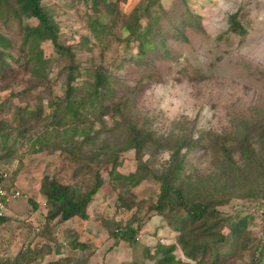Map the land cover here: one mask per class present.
Here are the masks:
<instances>
[{
    "label": "rangeland",
    "instance_id": "374dc122",
    "mask_svg": "<svg viewBox=\"0 0 264 264\" xmlns=\"http://www.w3.org/2000/svg\"><path fill=\"white\" fill-rule=\"evenodd\" d=\"M150 1L104 0L107 7L92 0H42V4L58 25L60 44L70 46L74 53L76 81L89 78L95 68L104 69L110 76L111 100L102 108H86L79 113L78 125L90 127V134L102 126L92 144L80 150L99 149L106 156L117 149L116 172H134V153L119 149L124 130L115 124L119 117L110 107L113 102L125 101V113L137 126L158 136L188 134L198 138L183 156V175L195 178L213 168L206 132L222 134L233 130L239 118L252 121L264 116V0H155L148 16L142 8ZM137 6L140 28H156L152 47L142 57L137 54L136 40L125 39L127 30L121 27L122 20ZM91 21L102 24V31L93 33L88 26ZM234 23L241 33L230 29ZM34 24L33 18L0 23L1 32L10 41V46L3 48L5 63L0 68V134L5 133L7 138L5 143L0 142V183L22 194L8 203L5 214L9 219L0 224V262L154 264L146 257V248L151 252L156 241L168 243L174 236L157 217L144 222L130 245L115 240L112 231L115 222L124 224L133 213L143 219L151 212L148 206L155 199L157 184L142 179L136 185L120 187L115 180L112 189L107 183L108 163L99 162L97 167L90 163L92 170H83L85 158L80 150L69 147L64 152L45 133L53 126L68 129L74 123L65 117L63 126L54 125L52 109L56 105L51 103H58L64 96L66 69L62 67L70 59L65 53H57L49 41H43L39 48L46 61L45 76H33L20 43L24 27ZM41 133L45 138L40 139L42 148L38 149L35 140ZM74 138L80 139L77 135ZM72 155L77 158L72 159ZM233 158L239 160L237 153ZM167 159L165 150L142 153V160L151 168L161 167ZM95 168L100 171L102 190L89 203L87 220H47L39 191L42 176L75 182L85 189L93 181ZM118 193L131 203V209L120 206ZM215 208L233 219L246 216L247 235L253 241L264 240V197L226 196ZM227 230L222 228L224 233ZM32 248L45 253L33 255ZM235 249L223 248L226 254L221 264L247 261V254ZM174 255L183 259L178 249Z\"/></svg>",
    "mask_w": 264,
    "mask_h": 264
},
{
    "label": "trees",
    "instance_id": "16d2710c",
    "mask_svg": "<svg viewBox=\"0 0 264 264\" xmlns=\"http://www.w3.org/2000/svg\"><path fill=\"white\" fill-rule=\"evenodd\" d=\"M102 3L107 7L104 0H92L93 4ZM155 0L145 2L142 12L150 15V8ZM127 19H123L121 27L127 30L125 39L133 37L136 40L137 54L142 57L151 49L152 38L156 28L145 31L138 24L135 9ZM231 16L230 18H232ZM21 18H33L36 24L25 26L21 34L20 49L24 53V62L30 73L35 77L45 76L46 61L42 56L39 44L49 41L59 54L65 53L69 57L64 72V96L52 109L53 124L64 125V118L74 120L67 129L52 127L48 133L55 145L62 151H69V147L80 150L84 145H91L94 137H97L99 129H94L90 134V127L79 126L80 111L86 108L99 109L105 106V101L111 100L113 89L110 85V76L104 69L95 68L88 74L87 79L77 82L78 67L74 63V53L68 45H62L58 39V25L51 16V11L42 4V0H0V23L19 21ZM156 18H153L155 20ZM233 19V18H232ZM232 19H229L230 23ZM93 33H99L104 28L96 21L88 22ZM95 23V24H94ZM233 31L241 33L240 26L234 23ZM238 27V28H237ZM100 28V29H99ZM10 46V41L0 30V68L4 65L3 48ZM24 47V50H23ZM61 68V69H62ZM50 103V104H51ZM61 105V110L58 106ZM125 101L113 102L110 107L118 115L119 120L115 124L124 130L123 146L121 151L132 150L136 160L134 172L127 175L116 172L119 164L117 149L111 150L106 156L99 149L80 150L85 164L83 170H92L89 166L93 163L96 167L101 163L110 165L107 174V183L114 189L115 180L118 185L133 186L142 179H150L157 184V194L153 203L148 206L151 211L143 219L134 216V213L124 224L115 222L112 236L115 240H121L126 244H132L137 234L141 231L144 222L151 217H157L161 224L169 227L174 233L173 239L168 243L156 241L151 252L146 248V257L154 264H221L224 261L226 251L224 247L246 253L248 256L244 264H264V240L253 241L246 231V216L237 217L222 216L215 207L223 197L233 196L238 198L264 197V116L256 120L237 119L236 126L222 134L206 132L208 137L207 146L212 151V169L205 175L194 177L183 175L184 153L197 143L188 134H180L173 137L155 135L151 130L137 126L125 113ZM41 109H38L39 116ZM100 121V120H99ZM76 122V123H75ZM102 122V121H101ZM1 125V123H0ZM69 130V132H68ZM77 135L80 139H75ZM44 133L36 137L35 142L42 148L40 139H44ZM58 138L57 140H55ZM7 141L6 135L0 134V142ZM252 144H255L253 146ZM183 149V150H182ZM158 150L168 152V159L159 168H151L145 160H142L143 151L154 154ZM237 153V159L233 158ZM99 155V157H98ZM100 155H103L100 158ZM77 155H72L76 159ZM100 171L95 168L92 183L83 189L75 182L63 183L55 177L43 175L40 180L39 191L44 197L45 217L47 220L56 219L63 222L73 217L87 220L86 209L93 196L102 190ZM1 184V183H0ZM5 186V185H4ZM6 187V186H5ZM8 188V187H7ZM117 199L120 206L131 209L130 202L123 199V194L118 193ZM34 209L36 204L30 201ZM236 217V215H235ZM9 217L4 214L0 217V224L6 222ZM228 227L227 233L222 231ZM264 233V227L262 228ZM79 245V244H78ZM81 246V245H80ZM30 250L33 255L41 256L43 251ZM178 249L183 259L174 255ZM28 254H26L27 256ZM25 256L22 255V258ZM16 261V260H13ZM58 264L57 262H49ZM0 264H15L5 262ZM120 264H130L122 262Z\"/></svg>",
    "mask_w": 264,
    "mask_h": 264
},
{
    "label": "built area",
    "instance_id": "2783aa9c",
    "mask_svg": "<svg viewBox=\"0 0 264 264\" xmlns=\"http://www.w3.org/2000/svg\"><path fill=\"white\" fill-rule=\"evenodd\" d=\"M20 197H22V194L17 189L7 188L0 184V217L5 214L8 203Z\"/></svg>",
    "mask_w": 264,
    "mask_h": 264
}]
</instances>
